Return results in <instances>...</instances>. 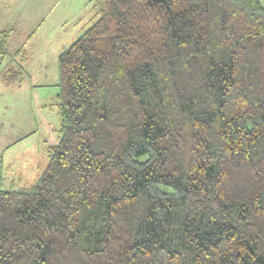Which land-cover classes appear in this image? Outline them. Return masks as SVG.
Here are the masks:
<instances>
[{
    "label": "trees",
    "instance_id": "16d2710c",
    "mask_svg": "<svg viewBox=\"0 0 264 264\" xmlns=\"http://www.w3.org/2000/svg\"><path fill=\"white\" fill-rule=\"evenodd\" d=\"M97 1L43 172L6 188L0 156V264H264V3Z\"/></svg>",
    "mask_w": 264,
    "mask_h": 264
},
{
    "label": "rangeland",
    "instance_id": "374dc122",
    "mask_svg": "<svg viewBox=\"0 0 264 264\" xmlns=\"http://www.w3.org/2000/svg\"><path fill=\"white\" fill-rule=\"evenodd\" d=\"M261 1L264 3V0ZM94 3L95 1H90L88 9L93 8ZM69 5L76 12L83 7L76 1ZM34 21L32 28L39 29L31 41L33 55L27 67L28 76L21 82L14 83L15 85L8 84L11 86L5 85L0 78V145L8 146L11 137H21L23 131H36L34 134H37V137L23 139L26 142L19 143L5 155L6 160L12 159L15 154L25 157L21 160V166H13L17 173L13 187L30 185L39 178L48 162L47 146L57 143L59 139L61 117L58 107V56L79 34L73 21L67 22L64 27L60 25L58 10L46 9L36 15ZM6 63L7 60L0 71ZM3 137L7 138V143L2 140ZM6 171L9 172L10 169ZM23 173L26 175H23L22 181L27 182L20 184ZM11 184L12 181L6 180L3 186L12 187Z\"/></svg>",
    "mask_w": 264,
    "mask_h": 264
},
{
    "label": "crops",
    "instance_id": "0c3cea01",
    "mask_svg": "<svg viewBox=\"0 0 264 264\" xmlns=\"http://www.w3.org/2000/svg\"><path fill=\"white\" fill-rule=\"evenodd\" d=\"M72 1H76L79 3V6H83L80 11L72 10V7L69 5ZM90 1H95L93 8L88 9V5H90ZM88 0V1H78V0H0V31L2 30H10V35L8 37L7 48L10 54L13 56L7 59V63H16L23 67L25 71V75L22 80L25 78L28 72L27 67L30 65L32 60L33 50L31 49V41L35 38V34L39 27L32 28L34 20L36 19V15L43 13L46 9L58 10V19L60 25L63 27L66 26L67 22L73 21L76 28H78L79 34L82 29L90 23V21L95 17L96 14V4L97 0ZM88 2V3H87ZM63 5V8H62ZM88 17L90 18L88 20ZM32 22V23H31ZM75 37V38H76ZM25 48L24 52H20L19 50ZM19 58V60H18ZM21 80V81H22ZM19 81V82H21ZM16 84V83H15ZM12 84V85H15ZM19 84V83H18ZM6 85V84H5ZM11 86V85H8ZM36 131H23L18 137L16 135L11 137L8 146L0 145V156L4 158L5 165V175L7 177V181H14L17 173L13 170V166L19 167L21 166V160L25 158L21 154L13 155L12 159L5 158L6 153L13 150V148L21 142H26L23 139L37 137ZM4 136V135H2ZM32 137V138H33ZM5 143H7V138L3 137L2 139ZM34 145H36L34 143ZM25 154V153H24ZM7 172L6 170H9ZM25 173H23L20 178V184L27 181H22V177ZM26 175V174H25Z\"/></svg>",
    "mask_w": 264,
    "mask_h": 264
}]
</instances>
